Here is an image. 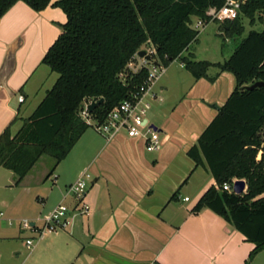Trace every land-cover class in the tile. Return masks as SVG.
<instances>
[{
	"label": "crops",
	"instance_id": "1",
	"mask_svg": "<svg viewBox=\"0 0 264 264\" xmlns=\"http://www.w3.org/2000/svg\"><path fill=\"white\" fill-rule=\"evenodd\" d=\"M66 22L60 8L36 12L24 2L16 3L0 19V137L7 129L16 134L56 83L58 76L42 61ZM191 47L184 56L192 53ZM184 79L186 88L172 99L164 96L170 92L167 84H161L157 92L154 89L165 115L152 123L147 118L163 134V149L158 153L147 152L141 139L121 135L91 146L78 169L62 167L72 152L58 165L59 173L51 169L35 175L42 157L20 183L17 175L0 166V212L4 213L0 264H25L34 253L38 258L56 257L51 264L246 263L251 243L222 217L206 208L180 213L172 207L175 192L191 188L198 203L216 186L211 172L196 168L188 152L236 88L229 72L209 70L208 78L197 80L190 74ZM199 170L211 179L195 185ZM88 171L95 183L99 179L109 183V197L91 201L94 212L87 222L77 218L69 230L47 235L29 249L26 241L35 236L27 234L20 221H35L70 202L68 186ZM185 198L184 202L192 201ZM19 244L29 251L23 263L18 260Z\"/></svg>",
	"mask_w": 264,
	"mask_h": 264
},
{
	"label": "trees",
	"instance_id": "2",
	"mask_svg": "<svg viewBox=\"0 0 264 264\" xmlns=\"http://www.w3.org/2000/svg\"><path fill=\"white\" fill-rule=\"evenodd\" d=\"M18 2L36 12L60 8L67 22L42 61L58 79L20 130L0 137V166L20 183L44 156L63 162L90 128L81 116L86 104L104 99L91 113L104 122L145 84L148 69L132 68L142 50L158 65L180 59L197 80L213 67L229 72L236 80L233 94L188 152L216 181L192 211L211 210L255 244L246 261L252 263L264 251V89L244 86L264 81V29L250 31L224 63H211L184 53L198 42L193 18L207 20L206 12L226 0H0V19ZM240 15L264 26V0H246L236 19L223 22L232 24L225 27L229 38L244 34ZM236 180L246 182L241 195L223 189Z\"/></svg>",
	"mask_w": 264,
	"mask_h": 264
},
{
	"label": "built area",
	"instance_id": "3",
	"mask_svg": "<svg viewBox=\"0 0 264 264\" xmlns=\"http://www.w3.org/2000/svg\"><path fill=\"white\" fill-rule=\"evenodd\" d=\"M245 1L246 0H226L223 7L210 8L206 12L207 20L198 19L194 24L195 29L200 30L207 25L208 22H224L236 19L240 7ZM138 59L142 62L139 67H137L136 64L132 65L135 72L141 68H147L146 65L148 63H151L154 67L152 73L148 70L149 76L145 84L142 85L131 98L123 101L110 111L104 122H99L92 117L88 109L91 102L85 105L81 112V116L89 127H92L108 142H111L118 136L124 135L129 139H141L144 142L147 152L158 153L163 149L164 142L160 136V132L155 130L147 119V113L151 109L152 101H156L159 98L154 88L156 82L161 77V74L157 73V68L160 67V65H156V62L152 60L147 61L139 58L137 55V60ZM20 101L23 102L24 98L21 97ZM92 179V174L86 172L67 189V197H70L71 194L75 195L76 203L74 205L62 203L50 213L35 221L28 219L20 221L22 229L24 231H30L35 236V238L26 241V245L29 249L34 247L36 241L43 239L47 235L69 230L78 217L90 215V207L83 204V201L86 196L87 184ZM236 181H234V183ZM234 183L233 186L224 184L223 189L230 193L234 192ZM185 201H189V198H185ZM3 218L4 213L0 212V219Z\"/></svg>",
	"mask_w": 264,
	"mask_h": 264
},
{
	"label": "rangeland",
	"instance_id": "4",
	"mask_svg": "<svg viewBox=\"0 0 264 264\" xmlns=\"http://www.w3.org/2000/svg\"><path fill=\"white\" fill-rule=\"evenodd\" d=\"M198 20L197 17L193 18V25ZM264 23V22H263ZM239 27H244V34L241 37L237 38H229L228 33L226 31L227 26H232L231 23H223V22H211L205 25L203 28H201L200 31V37L198 42L194 43L191 47V52L196 56V61H208L211 63H224L227 61L232 54L234 53L235 49L237 48L238 44L241 42V40L247 36V34L252 31H262L264 29V26L262 23H259L257 20L255 23H251L249 19L244 17L243 15H240ZM229 38V39H228ZM149 53L150 51L147 50ZM141 62L139 59L136 60V66L139 67L141 65ZM147 69L152 73L154 71V67L151 63H148L146 65ZM216 69V70H215ZM218 68L213 67L212 70L209 69L211 72H220ZM157 73L161 74L160 79L155 84V91L157 92L159 89V86L161 84H167L168 87H170V92L165 94V98L172 99L173 97L179 96L181 93V90L183 88H186V84L188 83L184 76L188 75L189 72L181 67V61L180 59H176L167 66L160 65V67L157 68ZM55 75V74H54ZM57 75V74H56ZM58 76V75H57ZM53 79V78H52ZM53 81L48 82L47 87L51 85ZM158 102L152 101L151 103V109L147 113V118H149L152 123L153 119L155 118L157 121L158 119L162 118L165 119V115L163 114L162 110H159L158 108ZM24 116H29V113H25ZM154 119V120H155ZM161 138L163 137V134L160 135ZM101 135H99L92 127H90L86 133L85 137L80 140L75 148L73 149L71 155L69 158L62 164V167L69 168L76 166L77 169L82 163L81 161L85 159L87 154L92 150L91 146H95V144L100 141V139H103ZM260 159V156L258 157ZM56 165V162L51 157L45 156L42 160L37 164L36 167V173L35 175L40 174L42 171L55 169L56 172L59 173V166ZM200 172L194 177L193 183L195 185L199 184L201 181H207V179H211L210 176H207L202 170H199ZM86 173V172H85ZM88 173L92 174V171H88ZM84 173H81L79 176L81 177ZM79 177V178H80ZM93 180H90L86 187V196L83 201V204H86L90 207V211L94 212V207L91 204V201H94L95 199H107L109 197L110 191H109V183L104 179H99L96 183L93 184ZM71 186V185H70ZM69 188V186H68ZM67 188V189H68ZM191 188H184L182 191H180L176 197V199L172 202V207L176 209L178 212L182 213L184 211L190 210V208H194L197 204V199L194 197L193 191L189 190ZM185 197H188L192 201L190 203L184 202L183 199ZM70 202L68 201V205H74L76 203L75 195H70ZM173 209V208H171ZM212 213V212H211ZM83 222H87L88 216H80L78 217ZM27 234H31L30 231H27ZM250 243V242H248ZM249 245H252L253 250L255 248V244L251 243ZM173 246V245H172ZM171 248V247H170ZM18 252L20 253V256H18L19 263H23L25 260V257L28 255L27 247L23 248L20 244L18 245ZM251 252V251H250ZM167 253V252H166ZM262 253V254H261ZM259 255L256 256L255 262L250 264H264V253L263 251ZM164 258V257H163ZM53 260H56V257L50 256L48 258H43L38 256L34 253L33 255L29 256L27 261H25V264H38L40 261L43 263L41 264H51L50 262ZM254 261V260H253ZM1 263V261H0ZM40 264V263H39ZM183 264V263H178ZM219 264V263H214ZM235 264H241V263H235ZM246 264V263H242Z\"/></svg>",
	"mask_w": 264,
	"mask_h": 264
},
{
	"label": "water",
	"instance_id": "5",
	"mask_svg": "<svg viewBox=\"0 0 264 264\" xmlns=\"http://www.w3.org/2000/svg\"><path fill=\"white\" fill-rule=\"evenodd\" d=\"M138 57L139 58H142V59H145L147 61H151V57L150 55H148L147 51L145 50H142L138 53ZM157 65V63H156ZM259 88H263L264 89V81H259V82H256L252 85H247V86H244V89L246 91H253L255 89H259ZM234 92V91H233ZM233 92L230 94V96L228 97V99L231 97V95L233 94ZM228 99L226 100V102L228 101ZM225 102V103H226ZM104 104V99H99V100H93L91 102V104L89 105L88 109L89 111L92 113L94 112V110L99 107L100 105ZM217 109H219V106H216ZM155 128V127H154ZM155 130H158L157 128H155ZM195 164V163H194ZM93 183H95V181H93ZM247 190V185H246V182L244 180H237L235 183H234V193L237 194V195H241L243 194L244 192H246ZM176 195V192L173 194V196L171 197V200H173V197Z\"/></svg>",
	"mask_w": 264,
	"mask_h": 264
}]
</instances>
